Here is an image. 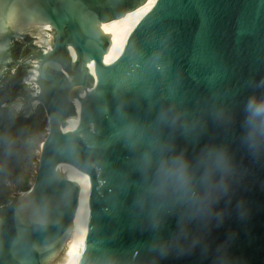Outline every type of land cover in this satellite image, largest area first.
<instances>
[{
	"label": "water",
	"instance_id": "1",
	"mask_svg": "<svg viewBox=\"0 0 264 264\" xmlns=\"http://www.w3.org/2000/svg\"><path fill=\"white\" fill-rule=\"evenodd\" d=\"M143 2L0 0V34L56 28L41 74L69 84L68 113L59 84L40 98L50 133L34 189L0 206V264H264V118L246 112L264 99V0H160L110 57L99 23ZM210 150L228 160L211 189ZM181 154L197 195L148 192Z\"/></svg>",
	"mask_w": 264,
	"mask_h": 264
},
{
	"label": "flooded vegetation",
	"instance_id": "2",
	"mask_svg": "<svg viewBox=\"0 0 264 264\" xmlns=\"http://www.w3.org/2000/svg\"><path fill=\"white\" fill-rule=\"evenodd\" d=\"M31 25L33 23H28L21 31L9 29L0 34V172L4 170V167L7 169L10 166L6 164L11 162L7 159L15 156L12 144L18 136L21 124L23 121H28L34 114L28 109L34 107L33 110H35L41 105L40 108H43L49 123V111L40 98L43 94L45 95V90L51 88V85L59 84V90L61 87L60 100L63 103L61 112L68 113L63 92L66 93L69 89V84L61 86V81L59 83L55 80L56 76L53 73L45 72L50 80L42 77V62L49 53L53 52V46L47 50L48 46L40 43L37 34H33L30 30ZM53 30L55 37L56 28ZM58 59L64 63V68L68 69L69 49L61 50ZM47 67L49 65L46 63L45 69L49 70ZM36 70L39 77L34 79ZM29 86L35 88V93L30 96H28ZM36 101L39 103H35Z\"/></svg>",
	"mask_w": 264,
	"mask_h": 264
},
{
	"label": "rangeland",
	"instance_id": "3",
	"mask_svg": "<svg viewBox=\"0 0 264 264\" xmlns=\"http://www.w3.org/2000/svg\"><path fill=\"white\" fill-rule=\"evenodd\" d=\"M30 30L33 34H37V39L40 43L48 46L47 50L52 48L55 42L54 35L49 32L43 33L33 29ZM38 77V70H36L34 79ZM32 87H28V96L35 93V88ZM35 103L38 104L39 101ZM40 106L35 110H33L34 107L28 109L30 113L32 110L34 114L31 115L28 121H23L21 124L18 133L19 137L17 136L12 144L15 156L7 159V161H11L10 163L6 162L10 166L7 169L4 167V170L0 172V206L8 205L11 196L28 192L34 188L43 145L48 138L49 128L51 126L50 120L48 123L45 112Z\"/></svg>",
	"mask_w": 264,
	"mask_h": 264
},
{
	"label": "clouds",
	"instance_id": "4",
	"mask_svg": "<svg viewBox=\"0 0 264 264\" xmlns=\"http://www.w3.org/2000/svg\"><path fill=\"white\" fill-rule=\"evenodd\" d=\"M246 112L248 113L249 120L264 118V99H250L246 105ZM134 134L133 129L130 135ZM135 142H139V137H136ZM204 160L206 166L201 173V179L211 189L216 183L215 173L221 168L227 167L228 160L223 151L214 153V150H210L205 155ZM142 162L145 170L152 168L153 156L151 152L144 153ZM194 179L195 174L192 171L191 164L184 158L183 154L171 158H163L156 166V182L149 185L147 191L157 196H164L172 190H183L186 193L190 192L193 196H196Z\"/></svg>",
	"mask_w": 264,
	"mask_h": 264
},
{
	"label": "bare ground",
	"instance_id": "5",
	"mask_svg": "<svg viewBox=\"0 0 264 264\" xmlns=\"http://www.w3.org/2000/svg\"><path fill=\"white\" fill-rule=\"evenodd\" d=\"M159 1L160 0H144L143 3L127 11L120 17H116L109 21L99 23L100 32L109 40L110 43L107 49V54L110 57H121L131 33L140 25V23L146 17H148V15H150L153 11L158 8V5L160 3ZM36 24V26L32 25L33 30L43 33L49 32L54 35L53 25L51 23L42 22ZM106 26H110V32L106 31ZM28 192L18 193V195H24Z\"/></svg>",
	"mask_w": 264,
	"mask_h": 264
},
{
	"label": "snow or ice",
	"instance_id": "6",
	"mask_svg": "<svg viewBox=\"0 0 264 264\" xmlns=\"http://www.w3.org/2000/svg\"><path fill=\"white\" fill-rule=\"evenodd\" d=\"M106 31H111V28H110V26H106Z\"/></svg>",
	"mask_w": 264,
	"mask_h": 264
}]
</instances>
